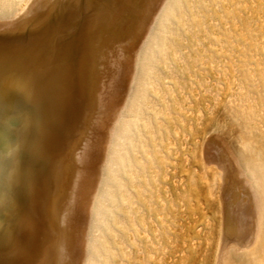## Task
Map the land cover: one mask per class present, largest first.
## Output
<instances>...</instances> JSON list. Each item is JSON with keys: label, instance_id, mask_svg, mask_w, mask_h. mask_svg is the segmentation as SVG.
Returning a JSON list of instances; mask_svg holds the SVG:
<instances>
[{"label": "rangeland", "instance_id": "1", "mask_svg": "<svg viewBox=\"0 0 264 264\" xmlns=\"http://www.w3.org/2000/svg\"><path fill=\"white\" fill-rule=\"evenodd\" d=\"M19 1L0 0L1 12ZM6 74L0 90L12 86ZM3 113L0 162L13 176L0 189L2 240L18 223L32 131L25 114ZM210 139L236 159L259 202L249 249L220 250L231 232L222 213L232 192L225 172L204 158ZM86 251L83 264H264V0L166 1L137 52L113 126Z\"/></svg>", "mask_w": 264, "mask_h": 264}, {"label": "bare ground", "instance_id": "2", "mask_svg": "<svg viewBox=\"0 0 264 264\" xmlns=\"http://www.w3.org/2000/svg\"><path fill=\"white\" fill-rule=\"evenodd\" d=\"M166 1L20 0L12 11L0 10V72L12 84L0 90V110L25 114L32 123L18 223L0 239V264L84 263L113 126L137 52ZM221 143L210 139L204 158L225 172L222 183L232 192L222 213L231 231L220 238L227 254L254 246L261 220L249 179ZM12 176L0 162V189Z\"/></svg>", "mask_w": 264, "mask_h": 264}]
</instances>
